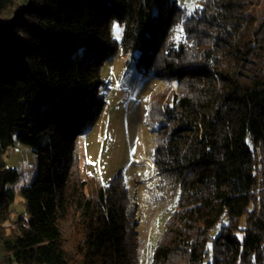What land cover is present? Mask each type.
Returning a JSON list of instances; mask_svg holds the SVG:
<instances>
[{"label": "trees", "instance_id": "obj_1", "mask_svg": "<svg viewBox=\"0 0 264 264\" xmlns=\"http://www.w3.org/2000/svg\"><path fill=\"white\" fill-rule=\"evenodd\" d=\"M183 12L178 0H0V264H140L146 228L123 170L106 183L76 156L119 47L166 81L151 96L152 167L175 209L147 264H264V0ZM16 142L36 158L17 190Z\"/></svg>", "mask_w": 264, "mask_h": 264}, {"label": "rangeland", "instance_id": "obj_2", "mask_svg": "<svg viewBox=\"0 0 264 264\" xmlns=\"http://www.w3.org/2000/svg\"><path fill=\"white\" fill-rule=\"evenodd\" d=\"M178 3L186 16V11L198 7L200 0H178ZM109 30L111 37L120 42L121 24L111 20ZM181 34L178 25L173 38L178 41ZM129 57L119 47L112 59L103 62L99 92L104 96L105 105L94 124L77 135L76 156L83 171L97 175L106 183L117 171L123 170L134 202L138 230L143 234L146 228L140 264H147L165 221L175 209L174 200L164 197L156 187L154 168L144 161L152 159L155 147L152 130L160 113L157 107L154 116L150 114L151 96L166 81L158 76H141L134 69L133 61L128 62ZM5 160L7 165L21 170V178L14 186L17 190L30 180L36 165L35 154L29 146L16 142L7 150ZM21 213L22 200L16 195L12 220Z\"/></svg>", "mask_w": 264, "mask_h": 264}, {"label": "bare ground", "instance_id": "obj_3", "mask_svg": "<svg viewBox=\"0 0 264 264\" xmlns=\"http://www.w3.org/2000/svg\"><path fill=\"white\" fill-rule=\"evenodd\" d=\"M108 93H110V94H111V90H108ZM149 160H150L151 162L153 161L152 159H148V160H145V162H147V161H149ZM149 166H151V167H152V166H153V162H152V164H149Z\"/></svg>", "mask_w": 264, "mask_h": 264}, {"label": "built area", "instance_id": "obj_4", "mask_svg": "<svg viewBox=\"0 0 264 264\" xmlns=\"http://www.w3.org/2000/svg\"><path fill=\"white\" fill-rule=\"evenodd\" d=\"M144 161H145V159H144ZM145 163L152 164V162H150V163L149 162H145Z\"/></svg>", "mask_w": 264, "mask_h": 264}]
</instances>
